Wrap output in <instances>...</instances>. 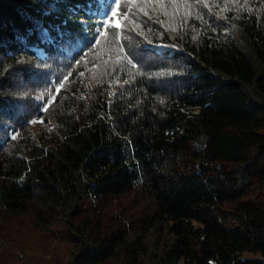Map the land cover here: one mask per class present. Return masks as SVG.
Returning a JSON list of instances; mask_svg holds the SVG:
<instances>
[{
	"label": "trees",
	"instance_id": "trees-1",
	"mask_svg": "<svg viewBox=\"0 0 264 264\" xmlns=\"http://www.w3.org/2000/svg\"><path fill=\"white\" fill-rule=\"evenodd\" d=\"M0 264H264V0H0Z\"/></svg>",
	"mask_w": 264,
	"mask_h": 264
},
{
	"label": "snow or ice",
	"instance_id": "snow-or-ice-1",
	"mask_svg": "<svg viewBox=\"0 0 264 264\" xmlns=\"http://www.w3.org/2000/svg\"><path fill=\"white\" fill-rule=\"evenodd\" d=\"M117 7H119V5H117ZM112 14H113V15H116V13H115V12H113ZM115 26H116L117 28H118V27H120V25H119V24H117V25H115ZM101 35H103V33H101ZM98 42H99V41H98ZM133 66L135 67V65H133ZM12 138H13V139H15L16 137H15V136H13Z\"/></svg>",
	"mask_w": 264,
	"mask_h": 264
},
{
	"label": "rangeland",
	"instance_id": "rangeland-1",
	"mask_svg": "<svg viewBox=\"0 0 264 264\" xmlns=\"http://www.w3.org/2000/svg\"><path fill=\"white\" fill-rule=\"evenodd\" d=\"M247 257H250L249 255H247ZM254 258H256V257H254Z\"/></svg>",
	"mask_w": 264,
	"mask_h": 264
}]
</instances>
